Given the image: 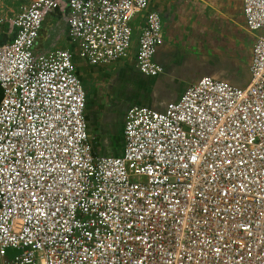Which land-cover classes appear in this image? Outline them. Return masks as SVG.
<instances>
[{
  "label": "built area",
  "instance_id": "1",
  "mask_svg": "<svg viewBox=\"0 0 264 264\" xmlns=\"http://www.w3.org/2000/svg\"><path fill=\"white\" fill-rule=\"evenodd\" d=\"M147 6L32 0L0 14V264H264V0H243L256 34L248 84L205 75L160 110L130 105L118 156L92 151L71 52L35 48L58 10L79 57L110 64ZM161 43L150 11L135 55L144 76L162 72Z\"/></svg>",
  "mask_w": 264,
  "mask_h": 264
},
{
  "label": "crops",
  "instance_id": "2",
  "mask_svg": "<svg viewBox=\"0 0 264 264\" xmlns=\"http://www.w3.org/2000/svg\"><path fill=\"white\" fill-rule=\"evenodd\" d=\"M31 1L0 0V14L12 16ZM150 11L159 14L162 29V43L153 56L162 68L156 77L144 76L135 63L137 37ZM131 28L128 52L107 65H92L79 57L77 44L68 38L61 11L45 16L36 39V50L71 52L75 73L85 91L84 118L95 154L118 156L122 153L124 115L130 105L139 102L140 94L152 92L153 96L155 88H175L180 97L205 75L239 87L246 86L250 79L249 65L256 34L247 30L243 0H148L147 9L132 19ZM8 30L4 24L0 43L9 40ZM151 99L149 107L159 110L173 102L162 95L157 97L159 106L155 107Z\"/></svg>",
  "mask_w": 264,
  "mask_h": 264
},
{
  "label": "rangeland",
  "instance_id": "3",
  "mask_svg": "<svg viewBox=\"0 0 264 264\" xmlns=\"http://www.w3.org/2000/svg\"><path fill=\"white\" fill-rule=\"evenodd\" d=\"M228 83H230V82H228ZM231 84V83H230ZM143 93V92H142ZM152 92H145V93H143V96L146 98H149V99H151V97H152V101H153V103H154V106L155 107H158L159 105H158V100H157V97H161L162 95H164L165 96V98L167 99V100H169V101H177L178 100V97L179 96H177V93H178V90L177 89H175V88H166V89H163V88H155V90H153V96H152V94H151ZM155 94H156V96H155ZM164 99V98H163ZM160 100H161V98H160ZM164 101V100H163ZM141 105V104H140ZM8 254L10 255V256H13L14 254H15V252H13V251H8Z\"/></svg>",
  "mask_w": 264,
  "mask_h": 264
},
{
  "label": "trees",
  "instance_id": "4",
  "mask_svg": "<svg viewBox=\"0 0 264 264\" xmlns=\"http://www.w3.org/2000/svg\"><path fill=\"white\" fill-rule=\"evenodd\" d=\"M137 104H141V105H145V106H150L149 99L148 100H145L142 94H140V100H139V102H137Z\"/></svg>",
  "mask_w": 264,
  "mask_h": 264
}]
</instances>
